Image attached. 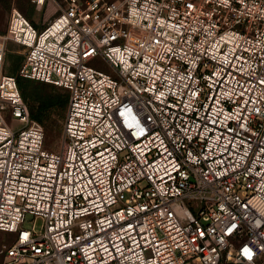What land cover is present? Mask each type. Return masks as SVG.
I'll return each mask as SVG.
<instances>
[{"label": "built area", "instance_id": "built-area-1", "mask_svg": "<svg viewBox=\"0 0 264 264\" xmlns=\"http://www.w3.org/2000/svg\"><path fill=\"white\" fill-rule=\"evenodd\" d=\"M54 1L0 36V264H264V0ZM19 75L69 90L57 149Z\"/></svg>", "mask_w": 264, "mask_h": 264}, {"label": "rangeland", "instance_id": "rangeland-1", "mask_svg": "<svg viewBox=\"0 0 264 264\" xmlns=\"http://www.w3.org/2000/svg\"><path fill=\"white\" fill-rule=\"evenodd\" d=\"M13 6L21 9L37 26L42 29L45 25L44 14L50 11L51 4L47 1L43 6H38L32 0H0V36L4 35L8 26L9 13ZM50 16L49 18H52ZM52 20V19H51ZM7 53L4 61V70L7 73L16 74L18 67L23 62L26 49L23 45L7 41ZM90 64L97 69L109 72L116 76V71L112 65L102 56H97L90 61ZM30 98L28 103L31 108L37 110L41 101H57V104L48 109L43 121L46 129V145L45 148L54 150L59 147L62 136L63 123L66 115L68 102L63 101V98L68 90L62 86L55 85L50 82L32 79L29 82ZM6 120L11 123L12 115L10 111H5ZM28 221L26 225L31 227L33 223L37 229L41 228L42 219L34 217L33 214H27ZM17 238V233L0 230V262L5 258V247L10 246Z\"/></svg>", "mask_w": 264, "mask_h": 264}, {"label": "trees", "instance_id": "trees-1", "mask_svg": "<svg viewBox=\"0 0 264 264\" xmlns=\"http://www.w3.org/2000/svg\"><path fill=\"white\" fill-rule=\"evenodd\" d=\"M32 79L33 78H29V77H25V76H21V75H19L17 77L19 88H20L21 93H22V95H23V97L27 103H28V99L30 98L29 82ZM68 100H69V90H68V93H66L64 98H63V101H65V102H68ZM55 104H57V101H55V100H53V101H41L37 110H35L34 108H31L29 103H28L30 111H31V115L34 118L38 119L40 122H42V124H43V121L45 119L46 112L48 111L49 108H51ZM45 132H46V129H45Z\"/></svg>", "mask_w": 264, "mask_h": 264}, {"label": "crops", "instance_id": "crops-1", "mask_svg": "<svg viewBox=\"0 0 264 264\" xmlns=\"http://www.w3.org/2000/svg\"><path fill=\"white\" fill-rule=\"evenodd\" d=\"M49 4H51L50 11L48 12V14H50V15H47L46 14L47 12H45L44 18H43V20H45L46 22L49 21L50 19H52L57 14V10H58V3L56 1L49 0ZM52 15H53V17L49 18Z\"/></svg>", "mask_w": 264, "mask_h": 264}]
</instances>
